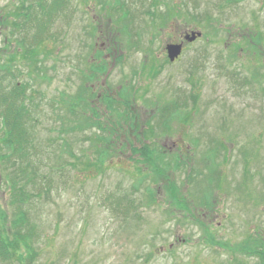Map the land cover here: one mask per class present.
Masks as SVG:
<instances>
[{
	"label": "rangeland",
	"instance_id": "374dc122",
	"mask_svg": "<svg viewBox=\"0 0 264 264\" xmlns=\"http://www.w3.org/2000/svg\"><path fill=\"white\" fill-rule=\"evenodd\" d=\"M105 1L68 0L67 12L51 18L56 40H45L33 59L19 54L18 67L12 64L13 71L30 64L45 70L42 78L33 67L30 94L41 115L35 114L39 121L27 157L37 176L28 189L32 205L22 204L39 235L34 264H260L240 248H264V0H156L154 17L149 0ZM17 2L0 0V20ZM42 19L28 23L31 39L40 34ZM7 28L0 23V57L16 47ZM188 30L202 36L193 44L186 40V51L170 62L166 46ZM257 32L262 44L244 39ZM6 37L12 42L5 49ZM95 45V56L101 52L104 60L95 64L103 62L107 71L86 81ZM29 78L25 71L14 84ZM124 87L135 98L131 108L140 120L151 116L158 126L132 142L160 148L159 158L172 166L161 169L166 176L159 181L151 176L143 182L138 193V172L151 170L136 163L140 154L132 155L128 146L120 144L104 171L84 170L74 156L90 155L93 141L86 137L96 130H72L76 116L65 103L85 88L91 107L78 104L84 109L80 117L88 116L93 106H102L104 93L115 97ZM175 100L181 106L174 119L164 121L170 125L164 132L159 114ZM120 115L124 120L125 113ZM212 141L226 148L219 144L218 160L208 157ZM11 157L17 166L27 159ZM9 162L0 159V207L7 219L16 209L6 207L12 194L7 174L23 176ZM211 163L219 164L213 174ZM191 167L202 172H191L194 184L188 182ZM209 176L222 184L211 187ZM148 186L157 200L147 196ZM207 191L209 211L200 206ZM173 195L184 197L188 210L175 206ZM130 202L137 209L128 217Z\"/></svg>",
	"mask_w": 264,
	"mask_h": 264
},
{
	"label": "trees",
	"instance_id": "16d2710c",
	"mask_svg": "<svg viewBox=\"0 0 264 264\" xmlns=\"http://www.w3.org/2000/svg\"><path fill=\"white\" fill-rule=\"evenodd\" d=\"M158 1L150 0V7L152 10L148 11H150L149 14L153 17L157 15L156 10H154V6L158 5ZM230 1L232 0H227L226 4H229ZM105 2L107 3L108 0ZM68 5V0H18L16 4H13L14 11L12 10L7 12L8 14H4L0 20L2 26L5 25L8 27L6 30H10V35L16 37L15 39L13 38L16 46L15 49L12 53L8 52L6 54L7 56L10 54L11 57H0V159H3V161L11 160L9 163L14 168L17 167L14 171H19V174L23 175L22 177H18L19 180H16L15 178H12V176H9V173L7 174V178H10V184H8L12 190V194L10 203L7 204L6 207L8 211V206L11 208H15L16 206V209L15 212H12V215L7 219L4 208L0 207V262L3 264H34L39 256V252L35 246L36 239H34L35 236H39L35 232L36 224L32 221L29 210L24 208L22 204L27 206L32 205L30 204L31 194L28 192V189L30 185H33V182L35 186L36 183L34 179L35 176H37V174L33 171H29L30 166H32V160L27 157L29 154V148H32L29 147L33 139L32 133L35 135L33 127H35V124L39 121V118L36 117L35 114L38 113L41 115L38 105H36V109H34L35 106H33V98L30 94V92L35 91L33 83L36 81V78L33 79V73H35V71H33V67L35 66L36 74H39L42 78L44 75L40 72L44 73L45 70L43 71L44 68H42V65L30 64V66L28 65L24 66V68H20L19 71H13L12 64H14L15 67H18L16 56L19 54H24L23 56L27 57L28 60L33 59L40 52V49L42 48L41 46L44 44L45 40H56V37L49 32L51 18L54 17L55 13H66L69 8ZM145 13H147V11H145L144 14ZM192 13H194L192 14V18L197 19V14L195 12ZM11 16L14 18H11ZM40 16H43L44 18L42 19L44 23H42V26L39 27L40 34L31 39L27 35L29 30H27L26 27L28 23H38ZM125 16L126 19H128V15ZM126 26H128V24L124 27ZM94 31L96 32L95 29ZM17 35L19 37H17ZM260 38L262 37L261 34H258V32L255 35L248 33V35L244 37V39L248 40L250 43L253 41L254 45L261 43V41H259ZM4 42L6 49L12 42V39L10 37L9 39L6 37ZM94 47L95 48H93L92 51L94 57L92 58L95 59L91 63L92 74L89 76L91 79H86V81H92L95 77H98V75L102 76L107 71L106 64H103V62L99 64V67L98 64H95L97 58L101 61L104 60H102L103 56L100 55L101 52H97L98 55L95 56L97 48L96 45ZM25 71L26 75L30 76V78L20 85L18 83L14 84V79L24 75ZM6 80H9L10 82L7 84L5 83ZM81 89L79 90V88H77L76 93L78 95L75 100L73 98L70 99L69 96L68 102H65L67 104L66 110H68L73 116H76V125H74L72 130L77 129L84 131L87 129L91 130L95 127L96 132H100L96 133L93 131L90 136L86 137L87 139L93 141V145L90 150V155L88 153L83 155L85 160H82V158L77 155H73L77 160H79L81 165H85L84 170L91 171V168H93L104 171L103 169L106 167V164L114 155L117 154L121 144V148H126L127 146L130 147L132 155L138 156V154H140V159L136 161L140 167H146V169L151 170V172H138V182L133 184V189L136 193L140 192V185L142 186L143 182H146V180H148L151 176H153L156 181H159L160 178L166 176L161 169L170 168L172 166L170 161L166 160L167 158H159L161 156V149L155 147L154 145L151 146L141 144V146H137L134 142H132L133 138L138 140L141 135H144L145 133L151 134L158 126L155 123L157 120L152 121L151 116L145 120V122L140 120L138 112L131 108L132 106H135V98L129 93H126L125 87L121 90V92L117 93L115 97H110L107 93H104L101 99L102 106H93L90 110L91 112L88 111V116L82 117H80V114L83 115L82 112L84 109L80 110L79 104H87L86 107L89 109L91 104L87 102V91L85 88ZM81 91L83 94L80 93ZM79 94H81L80 97ZM89 98H91L90 95ZM182 101L184 102V100ZM180 106L181 105H179L178 101L175 100L169 108H165L163 112L159 114V116H161V120L163 121V123L161 122L162 127H159L160 130H164V132L170 131V125L165 124L164 121L167 119H174V117L178 114L177 112ZM120 112L125 113L124 120L121 119ZM115 115L117 116L116 118ZM145 138L147 137L145 136ZM64 141L65 143L67 142V140ZM216 144L219 147H216ZM219 144L220 143H216L214 141L211 142V145L213 146L207 150L208 157H213V159L218 160V156H220L219 154L222 150L220 145L223 149H226L224 148L225 145L224 147L222 146V142L220 145ZM92 150H94L93 154ZM11 155H18L21 158L27 157V159L25 163H18L17 166L16 161L12 160V157L14 156L11 157ZM215 160L212 161L216 162ZM70 165H73V167L75 166L72 163H70ZM218 165L219 164L211 163L210 166L212 169H209L212 171V174L214 173V170L218 169ZM182 166L184 165H180L179 167ZM62 170L64 171V166L62 167ZM197 171L198 170L196 168L194 169L191 167L190 174L188 175V182H192L193 184L196 183L197 179L194 175H191V172L192 174L196 173L195 175H201L202 172L200 173ZM207 179H209L208 183L211 184V187L214 184H222L221 178L219 180L209 176ZM215 187L217 188L218 186ZM145 192L147 193L149 199L154 201L157 200L155 190L150 186L146 188ZM39 194L41 193H38V195ZM175 194H178V191L175 192ZM174 195L171 199L174 202V205L179 209L182 208L183 210H188V205L184 197L175 198L176 195ZM209 196L208 192L205 200L202 201V205H200L208 211L211 210L210 207H212ZM134 209H137V206L134 202H130L127 206L126 211H128V213L126 216L129 217L128 214ZM240 252L246 254L247 256H259L261 260L260 264H264L263 247L251 251L248 248H240Z\"/></svg>",
	"mask_w": 264,
	"mask_h": 264
},
{
	"label": "water",
	"instance_id": "95a60500",
	"mask_svg": "<svg viewBox=\"0 0 264 264\" xmlns=\"http://www.w3.org/2000/svg\"><path fill=\"white\" fill-rule=\"evenodd\" d=\"M202 33L200 32H192L190 35L186 37V39L190 42L194 41L197 37H200ZM183 44H170L167 47L168 50V56L170 61H175L176 58H178L182 52Z\"/></svg>",
	"mask_w": 264,
	"mask_h": 264
},
{
	"label": "flooded vegetation",
	"instance_id": "af4514ba",
	"mask_svg": "<svg viewBox=\"0 0 264 264\" xmlns=\"http://www.w3.org/2000/svg\"><path fill=\"white\" fill-rule=\"evenodd\" d=\"M193 30H188L187 32H185L184 34H181L180 35V39H179V41H175V42H171V43H181V42H184V48H183V52H182V54L186 51V46H185V44H186V42L184 41V39H185V37H186V35H187V33H190V32H192ZM197 40H195V41H193V42H191L192 44L193 43H195ZM190 43V44H191ZM177 61V60H176Z\"/></svg>",
	"mask_w": 264,
	"mask_h": 264
}]
</instances>
